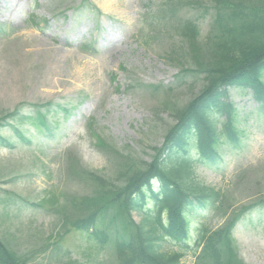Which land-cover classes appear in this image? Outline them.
<instances>
[{"label":"rangeland","instance_id":"374dc122","mask_svg":"<svg viewBox=\"0 0 264 264\" xmlns=\"http://www.w3.org/2000/svg\"><path fill=\"white\" fill-rule=\"evenodd\" d=\"M104 1L0 0V119L16 111L0 127V237L28 264H115L110 247L100 248L85 231L65 232L63 221L66 202L93 189L80 168L115 175L116 162L92 134L150 161L175 123L173 107L205 83L166 62L172 44L181 51L179 35L162 24L149 26L148 19L165 0ZM188 9L194 10L181 14ZM213 18L199 19L202 39ZM32 19L41 26L30 27ZM228 92L239 142H223L212 163L195 159V173L207 186L228 191L237 208L264 196V107L246 88ZM72 164L79 171L71 173ZM192 216V244L199 218L214 229L223 223L197 210ZM234 233L241 258L264 264V208L246 215ZM194 259L190 253L183 264Z\"/></svg>","mask_w":264,"mask_h":264},{"label":"trees","instance_id":"16d2710c","mask_svg":"<svg viewBox=\"0 0 264 264\" xmlns=\"http://www.w3.org/2000/svg\"><path fill=\"white\" fill-rule=\"evenodd\" d=\"M210 1L213 7H205L202 0H165L148 18L149 26L162 24L179 35L181 51L172 44L166 62L179 65L180 74L201 75L205 82L188 102L173 107L175 123L166 131L162 146L153 147V158L144 161L133 153L116 151L93 133L96 146L116 162L115 175L80 168L93 189L64 205L65 232L85 231L100 248L110 247L115 264H183L190 253L193 264H247L234 231L246 215L264 208V196L234 208L228 191L197 180L195 159L213 162L223 142H239L229 88L250 89L264 107V0ZM188 6L194 10L181 14ZM208 13L214 18L208 37L202 39L199 19ZM27 24L38 22L32 19ZM15 112L5 114L0 127ZM76 166H70L71 173L79 171ZM48 200L35 206L42 207ZM196 210L213 211L224 221L215 229L202 222L192 246L188 239ZM0 262L28 264L1 238Z\"/></svg>","mask_w":264,"mask_h":264},{"label":"bare ground","instance_id":"6f19581e","mask_svg":"<svg viewBox=\"0 0 264 264\" xmlns=\"http://www.w3.org/2000/svg\"><path fill=\"white\" fill-rule=\"evenodd\" d=\"M104 2H105V6L110 4L109 1L107 0H105Z\"/></svg>","mask_w":264,"mask_h":264}]
</instances>
